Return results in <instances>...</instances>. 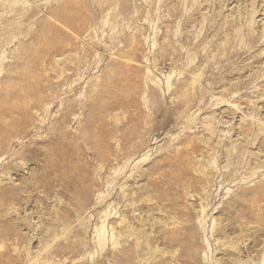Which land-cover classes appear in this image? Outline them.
<instances>
[{
  "label": "rangeland",
  "instance_id": "rangeland-1",
  "mask_svg": "<svg viewBox=\"0 0 264 264\" xmlns=\"http://www.w3.org/2000/svg\"><path fill=\"white\" fill-rule=\"evenodd\" d=\"M0 264H264V0H0Z\"/></svg>",
  "mask_w": 264,
  "mask_h": 264
}]
</instances>
